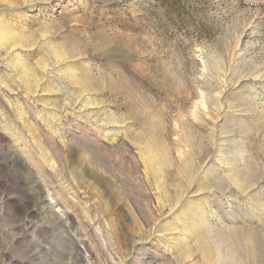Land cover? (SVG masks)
<instances>
[{"label": "rangeland", "instance_id": "1", "mask_svg": "<svg viewBox=\"0 0 264 264\" xmlns=\"http://www.w3.org/2000/svg\"><path fill=\"white\" fill-rule=\"evenodd\" d=\"M0 264H264V0H0Z\"/></svg>", "mask_w": 264, "mask_h": 264}, {"label": "bare ground", "instance_id": "2", "mask_svg": "<svg viewBox=\"0 0 264 264\" xmlns=\"http://www.w3.org/2000/svg\"><path fill=\"white\" fill-rule=\"evenodd\" d=\"M189 153V152H188ZM190 156H191V154H190ZM222 156V155H221ZM223 158H225V155H223V157H221V159H219L222 163H223ZM149 159V158H148ZM160 160V159H159ZM187 160H188V162L187 161H185V162H187V165H186V170L187 171H189V168H191L192 169V167H190L191 166V163L189 162V160L191 161V158H187ZM194 160V159H193ZM155 162V161H154ZM192 162V161H191ZM156 163V162H155ZM160 163V162H159ZM194 163H195V161H194ZM156 164H158V163H156ZM160 164H162V162L160 163ZM165 164V163H164ZM152 166V165H151ZM156 166V165H155ZM193 166H195V164H193ZM197 167V166H196ZM155 169H156V167H154ZM154 169V170H155ZM195 169H198V168H195ZM192 171V170H191ZM190 173V172H189ZM197 173V172H196ZM189 175H191V174H189ZM233 176H236V175H233ZM158 177L160 178V175H158ZM191 179L190 180H192L193 179V177L192 176H189ZM188 177V178H189ZM230 179H233L232 178V176H231V178ZM235 180V179H234ZM191 183V182H190ZM182 186V185H181ZM160 188V187H159ZM204 221L206 220L205 218L203 219ZM203 222V221H202ZM217 249V248H216ZM218 250V249H217ZM206 256H209V254L208 255H206ZM211 258V257H210ZM208 259V258H207ZM209 261V260H208ZM210 262H211V260H210Z\"/></svg>", "mask_w": 264, "mask_h": 264}]
</instances>
